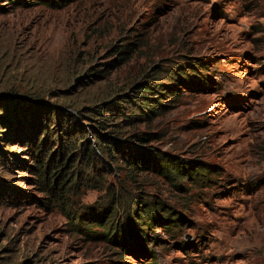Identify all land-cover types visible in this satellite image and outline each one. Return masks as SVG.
<instances>
[{
  "label": "rangeland",
  "instance_id": "374dc122",
  "mask_svg": "<svg viewBox=\"0 0 264 264\" xmlns=\"http://www.w3.org/2000/svg\"><path fill=\"white\" fill-rule=\"evenodd\" d=\"M147 85L121 145L185 176L87 158L97 180L64 192L73 224L65 188L30 172L35 144L96 147L91 106L125 95L110 106L128 114ZM0 264H264V0H0Z\"/></svg>",
  "mask_w": 264,
  "mask_h": 264
},
{
  "label": "trees",
  "instance_id": "16d2710c",
  "mask_svg": "<svg viewBox=\"0 0 264 264\" xmlns=\"http://www.w3.org/2000/svg\"><path fill=\"white\" fill-rule=\"evenodd\" d=\"M178 78V75L175 77V79ZM148 88V89H147ZM151 90H154L155 93L156 89L153 86L147 85L143 89H135V98H133L129 105L132 107V111L128 114L123 113L118 109L117 111H113L114 108L110 106V102H115L121 104V100L117 101L118 97H122L121 99L125 101V95H114L112 99L109 101H102L99 103V105L91 106V110L95 113L93 115V118L96 119V125H95V142L96 147L92 144L86 143V145H83V148H79L78 150L75 149L74 154L66 157L64 160L63 158L59 157V154L52 153L50 156L45 158V151H40V148L36 147V144L34 146V162L32 165H28L31 170L30 172L42 176L43 182L46 185L48 190L50 192L55 191V189H62L65 188V191L63 193H57V197H54L53 199L56 200V198L59 200V206L62 208L65 215L73 222V224L77 223L79 224L80 218L83 216L84 211H80L77 213V209L73 207V205L70 203V199L73 194V192L70 193H64L68 191V188L70 187H76V182L79 178H84L83 180H86L89 178V181L93 182L94 180H97L96 177H98V172L96 170V164L94 162H89V160H86L87 158H97L99 157L101 159V162L104 163L103 157L110 161L112 163L114 160H119L122 162V164L115 163L116 167H125L129 170H134L135 172L146 170V169H158V166L161 163H164V167L169 168L172 172V174H177L180 176H185V173L182 171V167L179 163H177V160L173 159H165V161H162L163 158L157 162V157L155 154H153V151L146 152H139L136 145L134 146H122L121 143L123 142V139L120 138L117 133L121 129V124H131L136 122L140 117L144 115H148V110L151 108L150 106H145L146 103H149L152 105L151 98L153 96H148L146 94H139V92H150ZM145 104V105H144ZM120 107L116 106V108ZM148 108V109H147ZM135 109H138L140 113H135ZM161 109V107H159ZM154 111V110H151ZM108 112L110 116H105L104 113ZM66 117H62L63 123H68V125L71 124L72 121H70V117H68V113H66ZM96 116V117H95ZM120 117V119H117V117ZM65 118V120H64ZM35 127L33 124L29 126L28 132L32 133L33 130H35ZM44 128V127H43ZM66 131L70 132V126L66 127ZM133 138L136 140L143 142V141H149L152 139V133L148 137V133L144 134H137V133H131ZM78 140V139H77ZM79 143V141H72L68 140L69 142ZM83 144V143H82ZM66 150H69V147H66ZM51 152V150L49 151ZM72 152V149L69 150V153ZM68 153V154H69ZM124 165V166H123ZM201 169L208 171L207 167L202 166ZM82 173L85 174L84 177H82ZM203 174V173H202ZM87 175V176H86ZM126 177L132 178L131 174L127 175ZM82 184H85L84 181H82ZM94 185V184H93ZM122 188L126 189L125 184L121 182ZM110 202L113 203V205H117L121 197L116 192V190H111L110 192ZM126 197V196H123ZM136 203V201H131L129 204ZM112 205V206H113ZM148 205V202L147 204ZM156 206L161 207L164 211H167L166 208L162 207L161 202H157ZM147 207H142V211L140 213L139 222H143L142 224L149 225V221H142L143 217H145V214H150L148 218L154 219L155 216L151 215V211H148ZM112 210L110 211L111 214ZM169 213V211H168ZM172 214V213H171ZM176 216V215H175ZM173 216V218H176ZM84 223V222H83ZM85 230L88 225L91 224V222L86 223ZM84 227V226H81ZM142 228V227H141ZM87 232V231H86ZM90 232V231H89ZM109 238V237H107Z\"/></svg>",
  "mask_w": 264,
  "mask_h": 264
}]
</instances>
